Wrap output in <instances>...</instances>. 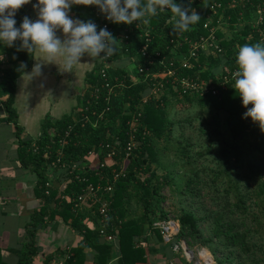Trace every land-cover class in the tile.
I'll list each match as a JSON object with an SVG mask.
<instances>
[{"label": "trees", "instance_id": "16d2710c", "mask_svg": "<svg viewBox=\"0 0 264 264\" xmlns=\"http://www.w3.org/2000/svg\"><path fill=\"white\" fill-rule=\"evenodd\" d=\"M231 1L177 0L181 5L194 9L201 17L199 22L190 26L187 31L179 33L173 32L171 29V25L168 22L171 15L170 12L152 17L146 24L142 23L138 28L134 27L133 24L126 25L124 23H112L108 21L109 32L116 39L117 35L119 36L125 30L127 31V39L124 40V43L120 44L122 47L117 45V41L115 43L116 52L111 56L113 67L109 69L110 76L119 75L124 76L126 79L129 78L124 61L133 63L132 61L135 59V63L139 62L142 65H147L146 58L139 52V49L145 43H147L146 53L154 60V64L150 65L151 71H160L163 68V64L168 65L172 57L170 49L174 45L178 44L180 46L177 48L178 51L186 53L188 47L186 40L194 41L207 34V29L203 25L208 20V6L211 2L220 4L221 8L218 9V13L223 11L224 22L222 23H227L229 26L235 23H243L244 26L238 30L234 29L233 37L230 40L222 38V30L218 26L215 36L218 39L221 52L215 55L209 54L207 57L203 54L200 55L199 62L194 68L179 69L178 74L179 76H193L198 73L202 78L211 79L215 82L217 81L215 76L218 75L219 69L226 68L231 73L237 67L235 64V53L238 48L246 43H256L250 20L254 17L253 9L257 4H262L264 8V0ZM73 9L83 11L81 20H91L93 22L99 20L95 16L98 8L94 5H73ZM24 16L26 15L21 6L15 14L17 27ZM216 17L212 18V24L215 23ZM145 28L149 31L150 40L148 42L144 36ZM248 36L251 37L250 40L247 39ZM124 48L127 49V52H124ZM18 49L19 41H16L11 47L0 46V56L3 57L0 60V97H2L6 108L7 117L13 122L16 120V113L12 107L15 80L28 67L30 57V53L26 50ZM156 51L159 55L153 56ZM160 57L163 59V64L156 63ZM117 59L123 61L122 65H115ZM3 61L11 65L2 68ZM203 64H206L207 68L199 72ZM21 65H24V67L21 68ZM90 75L88 79L89 86L87 85L83 89L79 102L75 106L77 108L85 106L84 101L92 88L90 85L96 83V74ZM233 83V78H231L226 88L219 89L216 94L207 93L202 96L187 94L181 98L175 96L172 90L171 94L172 98H174L173 101L185 102L195 100V104L201 110H208L216 129L223 119L227 128V143L222 149V153L226 158L232 157L233 160H239L242 149L247 145L248 136H253L254 133L258 132L259 134L255 138L257 140L262 137V134L255 122L252 124L250 118H242V113L246 109L241 105L239 96L232 89ZM144 90V84H131L127 81V86L121 89L119 95L111 96L108 103L100 101L99 105H92L91 109L102 108L104 110L103 118L99 119L95 126L92 125L95 117L92 116L90 111L88 112L90 121L82 127L79 123L74 125L73 118L77 113L74 109L73 112H70L60 120L45 121L42 124V134L37 139H18L17 157L23 167L30 168L36 174L37 179L34 193L40 199V205L31 212L29 221L25 225V241L23 248L19 251V259L16 264H31V259L37 252L35 245L36 232L45 225L47 220L56 215L76 229L81 237L77 245L69 249L67 254H70V256L67 255L64 264H84L83 250L85 247L95 249L96 253L93 262L96 264L105 263L110 259L111 244L108 242H98L99 234L97 228L86 226L82 221L84 216L81 211L73 208L74 200L83 187L82 183L67 172L70 181L63 190V195L58 194V184L54 185L51 182L49 186L46 185V182L50 181L48 178V166H50L52 161H55L57 157L56 153L60 146L57 143L58 136L56 135L62 134L69 124H73L74 128L68 137L67 143L61 148V162L67 164L79 162L83 166L89 161L94 162L96 158L90 159L87 157V153L90 150L96 151L99 144L105 146L103 152L98 156L99 161L103 162L108 150L114 148L112 164H107L103 169L96 168V170L102 171L112 186V193L107 197L109 200L107 221L112 223V225H116L117 228L115 243L119 251L118 264H136L137 262L145 261V250L143 249V245L137 241V237L143 233L145 224L151 227L152 221L168 216L161 205L164 197L160 194V190L164 186L168 187L171 191L177 192L183 199L195 195L194 187L196 179L199 172H205V170L202 168L199 171L196 168L198 164L197 159L187 151L186 144L181 141L177 142V146L175 147L177 158L171 163V167L165 168L163 173H156V170L152 167L153 163L158 162V154L155 148L157 141L166 137L172 138L173 134L174 123L169 119L167 112L169 102H172V100L166 97L162 98V104L153 99L143 104L138 118L139 130L137 137H140V144L132 152L123 174H120L115 181L112 180L111 171L115 170L119 172L123 164L124 153L122 144L127 139V132L130 129L127 125V120L131 118L132 114H136L137 106L141 101ZM125 111H131V113L128 114ZM19 130L18 127L17 134H19ZM143 131H146V135L144 136L141 135ZM208 149L196 152V156L202 158V156L210 152ZM55 167H60L59 163ZM186 167H188L187 170H183ZM74 172L76 173L78 170ZM94 172L95 169L88 170V168L84 171L87 181L93 184L99 182L105 185L106 179L99 180ZM178 172H180L181 176H186L182 186H180V183L175 178V174ZM228 193L229 188L225 190V195L227 196ZM226 203L235 208H240L243 201L241 198H237V201L233 204H230L227 200ZM86 208L92 211L97 222L98 215L95 206H86ZM138 208L141 210L139 216L136 215V209ZM253 217L256 220V216ZM175 219L179 223V231L175 240H184L189 247L192 244L206 247L213 253L215 264H233L235 260H232V256H236L234 253L239 255L253 253V245L248 242L250 230L242 228L244 226L243 222L225 219L224 214L221 212L217 211L215 213L214 224L207 237H204L200 232L198 218L194 212L183 208ZM110 230L111 228L108 227V231ZM254 232H258V227H255ZM156 233L161 239L159 230L156 229ZM216 249L219 253H215ZM183 261L184 264H190L184 258ZM258 262L259 258L253 261L252 264H259ZM0 264L7 263L0 261Z\"/></svg>", "mask_w": 264, "mask_h": 264}, {"label": "crops", "instance_id": "0c3cea01", "mask_svg": "<svg viewBox=\"0 0 264 264\" xmlns=\"http://www.w3.org/2000/svg\"><path fill=\"white\" fill-rule=\"evenodd\" d=\"M22 5L25 15L36 19V10L32 3ZM83 11L74 10L73 6L69 15L81 19ZM243 23L229 26L221 23L222 38L230 40L234 29L243 28ZM58 35H61L59 32ZM61 38H63L61 36ZM250 36L247 37L250 40ZM20 43V42H19ZM120 57V56H119ZM122 57V56H121ZM41 54L30 53L28 67L15 80V89L12 98V107L16 113L15 122L7 117V111L0 97V261L7 264H16L19 251L25 241V225L33 210L40 205V199L35 196L36 174L23 167L17 157L18 139L35 140L42 134V124L47 120H60L73 110L80 99L83 89L88 85L90 74L93 75L95 61L84 56L71 72L59 70L54 63L39 61ZM41 63V72L31 74L34 64ZM127 67H131L124 61ZM122 60H116L115 65H122ZM11 64L2 62L1 67ZM207 68V65L204 64ZM90 75V76H89ZM19 127V134L17 128ZM91 159V158H90ZM50 183L58 187V194L63 195V190L70 181L67 171L62 167L48 166ZM86 226L97 228V222L92 211L86 206L79 208ZM141 213L136 209V215ZM77 230L56 215L47 220L45 225L35 234L36 254L31 259V264H64L69 249L74 248L80 240ZM137 241L145 250V261L136 264H184L179 253L171 250L170 246L163 243L156 233V229L144 225V231L137 237ZM98 242H105L98 237ZM264 245L260 249L259 264H264ZM96 251L92 247L83 250L84 264H96L93 258ZM118 248L111 244L110 259L99 264H118Z\"/></svg>", "mask_w": 264, "mask_h": 264}, {"label": "built area", "instance_id": "2783aa9c", "mask_svg": "<svg viewBox=\"0 0 264 264\" xmlns=\"http://www.w3.org/2000/svg\"><path fill=\"white\" fill-rule=\"evenodd\" d=\"M232 0L231 2H234ZM242 2V0H239ZM231 5V3H230ZM208 20L205 21L204 27L207 29V34L201 36L197 40L187 41L188 47L186 53H181L178 51V44L174 45L170 52L172 57L168 65L163 64V59L160 57L156 63L163 64V68L160 71H151L150 65H153L154 60L151 59L146 53L145 43L140 49L139 52L147 60V65H142L139 62L133 63L128 62L131 67H127V74L129 78H124V76L112 75L109 74V69L113 67V62L111 56L108 58L98 57L94 58V74L97 76L95 84L90 85L91 90L88 92V95L84 101V107H78L76 109L77 113L74 115L73 124L79 123L84 126L89 120L88 112L90 111L92 116L95 117V120L92 121V125L95 126L97 121L103 118L104 110L101 109H91L92 105H99V102L108 103L111 96L119 95L122 88L127 86V81L131 84L142 83L145 85L144 94L142 95L141 101L139 102L136 110V114L131 116L127 120V125L129 126V131L127 132V139L122 144L123 149V163L125 161L129 162L132 152L136 150L140 144V137H137L138 127H139V116L142 111L143 104L147 103L150 100L159 101L161 104L162 98L166 97L170 100L172 98L171 90L175 96L181 98L187 94H196L199 96L205 95L207 93L216 94L219 89H225L226 85L233 78L232 74L236 70H233L231 73L226 70V68L219 69V73L215 76L217 81L213 82L211 79H204L198 73L193 76H179V69H192L199 62V56L205 55L207 57L209 54H216L221 52V47L218 43V39L215 36V31L222 22H224L223 11L218 13V9L221 8L219 3L211 2L208 6ZM99 20H95L94 23L97 25L98 30L101 27H107L108 31V20L105 19L104 14L100 13L98 10L95 15ZM216 17L215 23L212 24V18ZM253 19L250 20V25L254 33L256 42L264 43V8L262 4H257L253 9ZM144 22H133L134 27H139ZM146 24V23H145ZM131 29V28H130ZM144 36L147 42L150 40L149 31L147 28L144 29ZM127 39V31L117 35V45L119 47L121 43H124V40ZM124 52H127V49L124 48ZM159 53L156 51L153 56H157ZM206 68L204 64L201 65L199 70L203 71ZM89 86V85H88ZM91 109V110H90ZM108 110V108H106ZM125 113L130 114L131 111H125ZM73 124H69L68 127L62 132V134H57L58 141L60 145L56 153L55 161H52L50 166L55 167L59 163L60 167L64 168L67 172L72 174L75 179L82 183L83 187L81 188L80 193L76 196L73 208L79 209L83 206H95L97 212V230L101 238L105 242H108L116 247L115 239L117 228L116 225L108 222L109 214V200L108 196L112 193V186L105 177L102 171L96 170V168L103 169L107 164H112V158L114 156V148L108 150L104 157V161L100 162L98 156L103 152V144L97 146V150H90L87 153V157L96 158L93 162L89 161L84 166L79 162H70L69 164L60 161L62 156V146L67 143L70 133L73 131ZM137 125V126H136ZM142 136L146 135V131L141 133ZM118 142V141H117ZM110 160V162H109ZM88 168L95 169L94 174L98 177L99 180L106 179V184L102 185L99 182L93 184L92 182L87 181L86 173L84 171ZM78 170V172H74ZM124 167L120 168V171L115 170L111 171L112 180L115 181L120 174H123ZM46 185H50V181L46 182ZM48 193V191H46ZM106 195V197H105ZM108 227L111 228L108 231ZM151 228L159 230L161 239L163 243L168 244L171 250L175 253H179L190 264H215V260L212 257L210 251L203 246H198L197 248H190L187 246L184 240L176 241L175 238L179 231L178 221L171 216H167L163 219H156L152 221Z\"/></svg>", "mask_w": 264, "mask_h": 264}, {"label": "clouds", "instance_id": "9594fccd", "mask_svg": "<svg viewBox=\"0 0 264 264\" xmlns=\"http://www.w3.org/2000/svg\"><path fill=\"white\" fill-rule=\"evenodd\" d=\"M31 2L0 0V46L11 47L19 41V49L41 54L39 61L54 63L64 72H71L84 56L106 59L116 52L117 39L107 27L98 30L91 20L73 18L69 15L73 5H94L106 20L126 25L147 23L152 17L170 12L168 22L177 33L187 31L201 19L194 9L177 0H35L32 7L36 19L24 16L17 27L16 11ZM235 64L231 87L246 109L242 118H250L264 132V43L241 45L235 53ZM40 72L38 62L31 74Z\"/></svg>", "mask_w": 264, "mask_h": 264}, {"label": "rangeland", "instance_id": "374dc122", "mask_svg": "<svg viewBox=\"0 0 264 264\" xmlns=\"http://www.w3.org/2000/svg\"><path fill=\"white\" fill-rule=\"evenodd\" d=\"M194 101L169 102L168 117L174 123L172 138L166 137L157 141L155 148L158 162L153 163L152 167L158 174L163 173L165 168L171 167V163L177 158L175 147L177 142L181 141L187 145V151L196 157L198 162L196 168L199 171L204 168L205 172H199L193 197L183 199L177 192L164 186L160 190V194L164 197L162 208L171 217L179 216L183 208L194 212L204 237L209 236L217 211L223 213L227 220L243 222L242 228L250 230L248 242L253 245V253L248 255L234 253L236 256H232V260H235L233 264H252L257 258H261L260 249L264 245V132L258 128L262 134L261 139H255L258 132L248 136L247 145L242 149L239 160L226 158L222 153L227 143V128L224 120H221L216 129L210 118V112L206 109L201 110ZM206 148H209V153L202 158L196 156V152L204 151ZM191 159L194 160L192 157ZM127 164L128 162L125 161L122 166L126 168ZM175 178L182 186L186 176H181L178 172ZM227 188L229 193L226 196ZM237 198L243 201L240 208L226 203L227 200L233 204ZM253 216H256V220ZM255 227H258L257 233L254 232ZM197 247L192 244L190 248ZM215 253H219L217 249Z\"/></svg>", "mask_w": 264, "mask_h": 264}]
</instances>
